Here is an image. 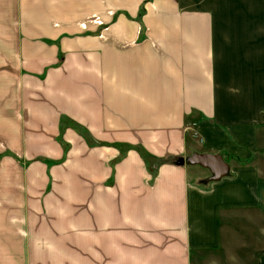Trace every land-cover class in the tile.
Returning <instances> with one entry per match:
<instances>
[{
    "label": "crops",
    "instance_id": "crops-1",
    "mask_svg": "<svg viewBox=\"0 0 264 264\" xmlns=\"http://www.w3.org/2000/svg\"><path fill=\"white\" fill-rule=\"evenodd\" d=\"M0 264H264V0H0Z\"/></svg>",
    "mask_w": 264,
    "mask_h": 264
},
{
    "label": "water",
    "instance_id": "water-1",
    "mask_svg": "<svg viewBox=\"0 0 264 264\" xmlns=\"http://www.w3.org/2000/svg\"><path fill=\"white\" fill-rule=\"evenodd\" d=\"M187 162L190 164H197L209 169L212 172V179L216 180L227 173V163L223 157L219 154L194 153L187 158Z\"/></svg>",
    "mask_w": 264,
    "mask_h": 264
},
{
    "label": "trees",
    "instance_id": "trees-1",
    "mask_svg": "<svg viewBox=\"0 0 264 264\" xmlns=\"http://www.w3.org/2000/svg\"><path fill=\"white\" fill-rule=\"evenodd\" d=\"M73 125H74L75 127H77V128L79 127V126H78L77 124H75V123H73Z\"/></svg>",
    "mask_w": 264,
    "mask_h": 264
},
{
    "label": "rangeland",
    "instance_id": "rangeland-1",
    "mask_svg": "<svg viewBox=\"0 0 264 264\" xmlns=\"http://www.w3.org/2000/svg\"><path fill=\"white\" fill-rule=\"evenodd\" d=\"M66 125V124H65Z\"/></svg>",
    "mask_w": 264,
    "mask_h": 264
}]
</instances>
